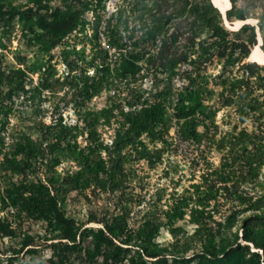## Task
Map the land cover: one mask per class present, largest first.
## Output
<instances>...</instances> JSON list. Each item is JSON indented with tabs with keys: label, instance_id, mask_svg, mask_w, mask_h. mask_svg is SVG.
<instances>
[{
	"label": "trees",
	"instance_id": "1",
	"mask_svg": "<svg viewBox=\"0 0 264 264\" xmlns=\"http://www.w3.org/2000/svg\"><path fill=\"white\" fill-rule=\"evenodd\" d=\"M37 1L41 3L43 0ZM123 1L127 2V19L130 16L133 18L136 32L124 37L119 28L105 23L104 33L117 50L112 59L113 64L121 63L120 73L114 77L109 74V78L143 73L141 69L150 71V67L152 71L153 68L162 67L176 73L178 64L186 63V86L178 92L172 113L168 111L166 100L159 98V95L166 97V92L143 95L132 89L129 109L124 110L119 104H108L101 110L86 109L74 124L66 126L58 122L36 138L28 133H20L8 140L5 121H0L2 255L16 251L13 247L17 245L12 244L16 240L19 243L16 252L36 248L38 235L24 229L22 223L25 220L40 222L44 226L46 234L43 239H74V217L67 215L65 208L73 200L89 199V193L107 194V202L112 208L109 217L89 216V220L102 223L103 226L98 229L101 237L99 241L107 244L113 243L115 239L128 243L136 237H152L165 221L184 252L199 241L205 249L203 255L215 254L217 246L214 239L220 232L213 230L212 222L215 220L207 207L211 200L223 198V192L230 185L236 187L231 199L246 204L248 209H252V217L257 220L264 218V196H243L245 191L240 188L245 183L253 184V187L258 185L264 167V64L244 61L258 43V30L264 51V0H229L231 7L226 11V19L230 22L236 19L255 20L254 23H244L232 30L225 27V17L211 0ZM3 7L6 9L4 4H0V11ZM84 8L85 5L77 3L64 9L56 8L50 14L37 15V27L46 31L50 46L56 45L75 28ZM18 12L19 8L12 6V15ZM4 53L0 51V101L4 88L15 91L24 86L23 69L4 65ZM106 60L103 59L104 62ZM213 64L219 68L209 71V66ZM68 67L72 70L69 64ZM90 84L94 86L93 92H97L107 88L110 80L101 76L96 83ZM119 96L120 91L115 93L109 103H116ZM219 108L228 109L225 123L234 128L247 122L251 131L232 134L228 144L219 146L221 164L211 173L215 177L208 178L209 172L204 170L201 181L192 184V189L185 188L167 209L159 205L162 194L158 193H155L154 200L150 198L146 204L141 193L146 187L145 178L136 170H131V155L134 154L138 160L144 159L152 166L162 163L164 153L172 145L164 135L173 127V118H176L179 136L197 144L211 141L213 137L208 134V130L219 126L216 121ZM101 119L103 124L113 128L112 138L107 142L101 140L96 132ZM38 123L34 121V125ZM200 126L204 129H200ZM81 127L88 130L89 144L83 151L72 150L63 154L75 168L60 174L55 168V163L61 157L59 148L64 141L74 138L72 131ZM44 142L48 143L51 157L47 159L46 178L42 180L41 177L33 176V165L44 151ZM101 146L105 149L103 155L98 152ZM12 172L18 174V180L11 178ZM134 184L139 185L138 192H133L136 187ZM135 203H145L146 211L135 221L138 226L128 230V217ZM187 211L195 227L192 232L181 234L179 228L173 225L177 219L184 218ZM226 222L225 219L221 227H225L223 224ZM124 229L128 230L125 232L127 236L122 238ZM222 230L224 232L226 229ZM244 236L264 253V226L253 230L247 228ZM5 238L13 242L7 244ZM233 241L228 245L231 246ZM116 248L114 252H107L114 256L113 261L116 262L118 257L126 259V264H144L140 261L142 256L155 257L163 249L153 241V244L141 246L143 253L127 247L129 253L121 256L120 246L116 245ZM253 255L259 264V253L254 252ZM153 262L150 260L149 264ZM46 264L55 262L50 258Z\"/></svg>",
	"mask_w": 264,
	"mask_h": 264
},
{
	"label": "rangeland",
	"instance_id": "2",
	"mask_svg": "<svg viewBox=\"0 0 264 264\" xmlns=\"http://www.w3.org/2000/svg\"><path fill=\"white\" fill-rule=\"evenodd\" d=\"M77 3L85 5V8L79 14L75 28L56 45L50 46L46 31L37 27V15L39 13L50 14L56 8L64 9ZM0 4L6 7L0 11V51L5 52L3 64L20 67L24 71L23 88L15 91H10L8 87L4 88L3 99L0 101V121H5L7 128L5 134L8 140L20 133H28L36 138L44 130L52 129L58 122L69 126L82 117L86 109L101 110L108 104H119L127 110L132 89L143 95L166 92V97L159 95V98L166 100L170 113L174 111L172 108L175 106L178 92L187 83L186 63L178 64L175 68L176 73H171L170 70L162 69V67L153 68L152 71L150 67V71L141 69L143 73L136 72L125 77L109 78V74L114 77L115 74L120 73L121 63L113 64L112 59L117 50L104 33L105 23H111L117 29L119 28L124 37H130L136 32L133 18L130 16L127 19L129 12L125 7L126 1L43 0L39 3L37 0H0ZM12 6L19 8L20 12L12 15ZM24 10L28 12L24 13ZM234 21L230 22L225 18V27L229 30L235 29ZM103 59L107 60L104 62ZM244 61L256 60L249 59L248 56ZM256 62L259 65L264 64V62ZM68 64L72 70H69ZM217 67L218 65L213 64L208 70L216 71ZM101 76L108 77L110 84L105 89L93 92L94 86L90 83H96ZM118 91H120V96L115 101L116 103H109ZM227 112L228 109L225 108L217 110L216 121L219 126L208 130V134L210 133L213 137L211 141H204L200 144L179 136L175 123L176 118H173V127L170 128L168 134L164 135L172 143L171 148L164 153L162 163L156 166L147 164L144 159L138 160L134 154L131 155L129 159L131 170H136L145 178L146 187L141 190V193L146 204L150 198L153 199L156 196L155 193H158L162 194L159 205L167 209L173 200L179 198L178 195L185 188H191L192 184L201 181L204 170H208V178L215 177L211 173L221 164L219 146L224 143L228 144L232 134L237 135L243 132L246 134L252 129L247 122L232 128V125L224 122L225 118L227 119L225 115ZM34 121H38V125H34ZM199 128L204 129L201 126ZM16 130L18 132H15ZM112 130V127L103 124L102 119L97 123L96 132L104 142L112 138ZM72 134L74 138L64 141L58 151L61 157L55 163V168L60 174L75 168L63 154L72 150L83 151L82 149H86L89 144L87 129L81 127L79 130L72 131ZM42 147L44 151L38 155L33 165V176L41 177L43 180L46 178L44 174L47 172V159L51 157V153L48 143L44 142ZM103 147L101 146L98 151L102 155L105 154ZM172 148L173 151H171ZM11 178L18 180V174L12 172ZM257 184L255 187L253 184L242 185L240 188L245 191L242 195L264 196V167ZM235 188L230 185L229 189L223 192L224 196L221 195L223 198L211 200L207 207L215 220L212 222L213 230L216 233L220 232L214 239V244L217 246L215 254L203 255L205 249L199 241L184 252L165 221L160 224L159 230L152 237H136L128 243H122L120 239H115L113 243L108 242V244L100 242L98 229L103 225L100 222L89 220V216L109 217L112 208L107 202V194L92 195L89 193V199L73 200L65 208L67 215L74 217L76 233L74 239L67 240L57 237L43 239L46 234L44 226L40 222L25 220L22 223L24 229L34 233L35 236L38 235L36 248L16 252L19 245L18 240L12 243L11 239L5 238V243L17 246L13 247L16 249L13 253L8 251L7 254H0V263L46 264L52 258L55 264H126V259L121 260L118 257H116V262L113 261L114 256L109 252L116 251V245L120 246L121 256H123L129 253L126 251L127 247L142 252L143 244H153L154 241L158 247L163 249L158 256H142L140 261L144 264H149L150 260H154L152 264H258L256 256L253 255L254 252L260 255L259 264H264L262 249L256 247L244 236L247 228L253 230L264 226V218L257 220L252 217V209H248L246 204H239V200L231 199ZM139 189L138 185L133 192H138ZM152 202L154 201L150 203ZM144 207L145 203L140 205L135 203L132 206L127 221L128 230L138 226L135 221H138L146 211ZM225 219L227 220L223 224L225 227H221ZM218 222H220L219 225ZM173 226L179 228L182 234L192 232L195 224L187 211L185 217L177 219ZM223 228L226 229L224 232ZM128 230L124 229V233ZM126 236L125 233L122 238ZM232 240H234L233 244L228 245Z\"/></svg>",
	"mask_w": 264,
	"mask_h": 264
},
{
	"label": "bare ground",
	"instance_id": "3",
	"mask_svg": "<svg viewBox=\"0 0 264 264\" xmlns=\"http://www.w3.org/2000/svg\"><path fill=\"white\" fill-rule=\"evenodd\" d=\"M214 2L217 5L221 6L222 9H225L230 5L229 0H214ZM234 23L235 26H238L241 23V20L237 19L234 21ZM227 24L230 25L228 22ZM260 42H261V37L258 36V43L255 44L254 47L252 48L251 53L249 55V59L256 60L259 62H264V52L260 46Z\"/></svg>",
	"mask_w": 264,
	"mask_h": 264
},
{
	"label": "water",
	"instance_id": "4",
	"mask_svg": "<svg viewBox=\"0 0 264 264\" xmlns=\"http://www.w3.org/2000/svg\"><path fill=\"white\" fill-rule=\"evenodd\" d=\"M211 1H212L213 4L219 9V11L222 13V15L226 18V11L231 7V3H230V5H229L227 8L222 9L221 6L217 5V4L214 2V0H211ZM254 22H255V20L252 19V18H250V19H245V20H241V23H240L238 26H236L235 29H237L238 27H240V26L243 25L244 23H254ZM258 36L261 37V35H260V31H259V30H258ZM261 43H262V38H261L260 45H261Z\"/></svg>",
	"mask_w": 264,
	"mask_h": 264
}]
</instances>
